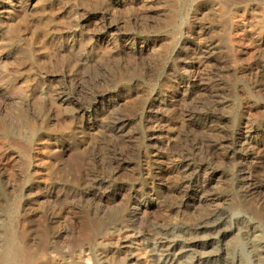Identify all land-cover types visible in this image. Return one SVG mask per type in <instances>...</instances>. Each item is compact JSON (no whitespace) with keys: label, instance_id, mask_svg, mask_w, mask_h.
Instances as JSON below:
<instances>
[{"label":"rangeland","instance_id":"obj_1","mask_svg":"<svg viewBox=\"0 0 264 264\" xmlns=\"http://www.w3.org/2000/svg\"><path fill=\"white\" fill-rule=\"evenodd\" d=\"M10 10L32 13L29 29L11 41ZM261 15L264 0H0V58L18 70L16 89L0 94V124L12 126L7 143L21 153L3 166L8 148L0 135V243L25 224L29 243L45 247L49 261L90 264L94 240L79 243L89 220L95 236L122 243L114 264H135L136 241L167 259L202 241L195 225L212 216L208 240L234 228L214 248L224 264H238L243 253L264 264V46L253 40L264 31ZM234 20L248 32L235 33ZM34 31L33 50L47 52L35 64L14 60ZM78 86L108 91L104 111L74 117L59 94ZM26 114L36 132L16 121ZM41 143L52 144L59 160L32 164L28 155ZM188 156L190 171L182 172ZM30 163L46 171L42 179L28 180ZM209 181L210 190L192 194ZM254 242L263 249H252ZM65 252L73 257L64 260Z\"/></svg>","mask_w":264,"mask_h":264},{"label":"bare ground","instance_id":"obj_2","mask_svg":"<svg viewBox=\"0 0 264 264\" xmlns=\"http://www.w3.org/2000/svg\"><path fill=\"white\" fill-rule=\"evenodd\" d=\"M222 1V0H221ZM25 10L24 8H22ZM39 8H37L35 13H38ZM249 10L245 11L243 16H247L249 13ZM9 15H13L14 17L11 18V22L7 25L6 28V37L8 40H17L21 38V32L27 28L29 29L30 25V19L32 18L31 14L29 12L20 11L17 14H14L13 10H10ZM242 16V17H243ZM260 17V24L264 23V16L261 15ZM85 20V19H84ZM77 21L78 28L75 30L76 34L82 35L83 34V23L85 21ZM10 21V19L8 20ZM41 21L40 23H42ZM44 23V22H43ZM232 27L234 29L235 33L245 32L247 33V28H245V23H241L240 21H233ZM108 30H111L113 27H107ZM245 28V29H244ZM107 30V31H108ZM36 31L32 33V38L29 40H26L24 43V47L20 50L18 53L19 57H14V60L19 61V59H27L31 60L34 64L37 63V58H39V54L43 53L45 54L47 49L44 47L37 48L36 50H33L34 41H36L38 38L36 37ZM237 35V34H236ZM253 40L258 45L264 46V31H260L256 33L253 36ZM50 45L56 46L57 44V36L51 35L49 39ZM74 49V48H73ZM79 53V52H78ZM77 54V53H76ZM9 58L3 57L0 58V94L5 95V93L10 89H16L13 88L14 84L11 80V76L16 73L15 71H18L17 69H10V65H13V62H10ZM82 65L84 64L85 67H87V61L84 59V61L81 59ZM104 80H99L97 84V87L105 86L102 83ZM16 85V84H15ZM95 85V84H94ZM81 86H78L77 92L72 93H66L61 92L60 95V101L63 103H68L72 107H74V117H78V119L85 120L86 118H91L95 113H97L99 110L104 111V108H101L102 106H105L104 103L107 104L106 101L109 97H111L108 91H98L93 92L94 90H91L90 92H86L85 90L82 91ZM190 87H188L187 92L190 91ZM64 91H68L67 89H64ZM88 109L89 111H86ZM25 116V117H24ZM16 121L26 122L27 126L26 129L33 133L37 131V121L35 120V117L32 114H26L22 115L20 120L16 119ZM180 121V118H179ZM178 122L177 116H173L170 124L173 126L176 125ZM0 135H1V143H3L5 146H7L8 149H6V152H4L3 156V166L7 164H11L12 162L16 161L18 159V156L15 157V154L20 153V148L18 147V144L16 142L11 141V143H7V140L10 138L11 135V129L12 126H6L5 124H0ZM17 152V153H15ZM30 161L34 163H40L45 164L51 159L53 161L59 160L58 153L55 149V147L52 144H34L33 148L31 150V155L29 156ZM58 158V159H54ZM73 167L76 171V176L79 177L82 174V171L84 169V162L82 159V153L78 149L77 152L73 155ZM187 157H185L179 164L180 168H183L185 165L186 168L182 170V172L190 171V165H186V162H188ZM30 163V171H29V178L28 180H39L42 179L45 176V172L43 169L41 170L40 167L32 166ZM159 166V165H157ZM171 167L173 169H176L177 165L174 166V162L171 163ZM179 168V169H180ZM181 170V169H180ZM44 172V173H43ZM211 182L205 184L202 187H199L198 189L194 190L192 192L193 195H200L205 193L206 191L210 190L212 187ZM188 196V195H187ZM186 196V197H187ZM215 201V200H214ZM135 213V212H134ZM217 211H215V214ZM136 214V213H135ZM137 215V214H136ZM212 218V216L203 217L202 221H199L195 225V229L198 232V238L200 236V239L202 241H197L192 243L190 246L187 244L186 248L187 250L180 251L179 253H176L175 255H169L166 256L167 259H159L157 255L150 250L149 248L145 247L141 242L136 241L134 245H132V248L136 252V258L135 264H182L183 260L192 258L193 264H224L219 255L216 254V251H214V248L220 247L219 245L223 243L230 235H233L234 228L231 226L230 229L222 230L221 233L219 232L217 235V239L214 240H208L206 238V234L204 232V229L209 224V220ZM21 228V229H20ZM80 231V230H79ZM79 231L76 233L78 234ZM79 243L85 244L88 241L94 240V247L93 251L95 255L101 256L103 261L102 264H114L113 258L119 256V258L122 257L121 251H122V243L118 239L114 238H107V239H100L98 236L94 235V232L90 228L89 220H86L82 224V232L80 233ZM31 236V228L23 224L22 226L17 225V228L12 229L10 234H8V243L6 246L0 243V264H70V263H60L59 261L52 262L47 259L48 250L45 247L37 246V248H33V244L29 243V238ZM258 241V239H257ZM182 243V242H181ZM90 244V243H88ZM183 245V244H182ZM92 248V247H91ZM193 248V249H190ZM198 248H200L198 251ZM246 248L250 249L248 244H246ZM210 249H212L210 251ZM252 249L260 250L263 249L261 244L258 242H254L252 244ZM110 252V253H108ZM258 252V251H257ZM247 253V252H246ZM64 256H61L64 258V260L68 258H72L73 255H71L69 252L63 253ZM95 255L90 254L86 255L88 257V261H93L90 264H99L98 262H95ZM245 255V256H244ZM247 255V256H246ZM112 259H111V257ZM248 257V258H246ZM95 260V261H94ZM233 264H235V261L232 260ZM262 262V260H261ZM260 261L257 263L255 261H252L249 257V254L243 253L242 258L239 259L238 264H261ZM78 264H89L87 263L86 259H81L80 262L78 261Z\"/></svg>","mask_w":264,"mask_h":264}]
</instances>
